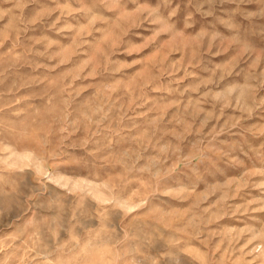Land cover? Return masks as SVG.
<instances>
[{
  "label": "rangeland",
  "instance_id": "374dc122",
  "mask_svg": "<svg viewBox=\"0 0 264 264\" xmlns=\"http://www.w3.org/2000/svg\"><path fill=\"white\" fill-rule=\"evenodd\" d=\"M0 264H264V0H0Z\"/></svg>",
  "mask_w": 264,
  "mask_h": 264
}]
</instances>
